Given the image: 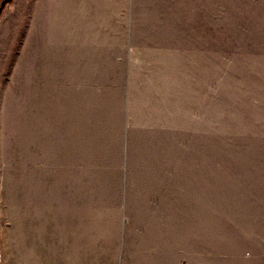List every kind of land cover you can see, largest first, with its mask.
I'll return each instance as SVG.
<instances>
[{"label": "rangeland", "instance_id": "374dc122", "mask_svg": "<svg viewBox=\"0 0 264 264\" xmlns=\"http://www.w3.org/2000/svg\"><path fill=\"white\" fill-rule=\"evenodd\" d=\"M46 1L0 11V264H264V0Z\"/></svg>", "mask_w": 264, "mask_h": 264}, {"label": "crops", "instance_id": "0c3cea01", "mask_svg": "<svg viewBox=\"0 0 264 264\" xmlns=\"http://www.w3.org/2000/svg\"><path fill=\"white\" fill-rule=\"evenodd\" d=\"M41 3H42V0H41ZM51 3H49L50 4L49 5V8L46 7L45 10H44V11H46V14H45L46 22H45V24H47V25L50 24L51 28L57 29L58 28L57 25H56L58 23V20H57L58 17L57 16L58 15H60V16L62 15V10H61L62 7H61V4H59V6H58L56 3H54V4H51ZM128 7H129V1L126 0L125 1V8L128 10ZM41 12H42V9H41ZM48 18H49V24H48V20H47ZM43 24H44V21H43ZM52 25H55V26H52ZM130 49L132 50V47ZM127 61L130 63L129 57L126 56V63H127ZM129 69H130V66H129ZM125 75H126L125 76V83H124V88H125V94H124V96H125L124 97L125 98L124 99V102H125V104H124L125 105V120L128 119V115L130 116V119L133 120V119L136 118L138 112H137V110H134V108L132 107V103H133V100H134L133 96L131 94L128 95V89H127V75H128V73H127V71H126ZM160 78L165 80V76L162 75V74H161ZM160 110H162V109H160ZM160 110H159L158 118L160 120L165 119L166 118V114L165 113L162 114V111H160ZM130 125H132V123H130ZM133 125L142 126L143 123H133ZM156 125L166 126L168 124L165 123V122H161V123H158ZM165 173H167V172H165ZM1 191L2 190H0V237L2 238L3 235H4V233H5V230L7 228L9 229V226H7L6 223L9 224L10 223V220L7 219V217L5 215V211L2 208V206L4 205V202H3V197H2ZM120 233H121V235H119V244L118 245H119V249L121 250V252L123 254L124 251H125V249L127 248L128 243H127V238H125V235L126 234H125L124 230L122 232H120ZM140 235H144V234L143 233H140ZM164 248H165V246H163V247H161L159 249V254L162 253V251L164 250ZM151 252L152 251H149L147 253L149 254ZM149 259H147V261H145V258L142 257V260H141L142 263L141 264H153V262H151V260L149 262ZM163 260H164V258H160L157 263L158 264H161V261H163ZM123 261H124V254H123V257H122V260H121V264H123ZM168 262H169V260H168ZM168 262H167V264H168Z\"/></svg>", "mask_w": 264, "mask_h": 264}, {"label": "water", "instance_id": "95a60500", "mask_svg": "<svg viewBox=\"0 0 264 264\" xmlns=\"http://www.w3.org/2000/svg\"><path fill=\"white\" fill-rule=\"evenodd\" d=\"M6 2H7V0H2V1H1V4H0V11H1V8L5 5Z\"/></svg>", "mask_w": 264, "mask_h": 264}]
</instances>
